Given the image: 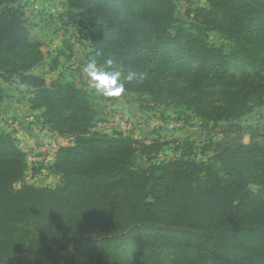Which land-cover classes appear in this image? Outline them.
I'll return each mask as SVG.
<instances>
[{
    "label": "trees",
    "instance_id": "16d2710c",
    "mask_svg": "<svg viewBox=\"0 0 264 264\" xmlns=\"http://www.w3.org/2000/svg\"><path fill=\"white\" fill-rule=\"evenodd\" d=\"M16 1L0 0V104L2 84L18 81L42 127L74 143L47 167L59 186L15 190L28 157L0 129V264H44L69 249L80 264H141L142 253L145 264H264V144H245L256 130L241 123L264 103V0H204L194 24L176 16V0H68L99 21L96 59L136 72L125 94L226 124L221 141L200 145L95 132L84 88L32 73L43 54ZM212 30L225 41H209ZM232 61L255 78L230 76Z\"/></svg>",
    "mask_w": 264,
    "mask_h": 264
},
{
    "label": "rangeland",
    "instance_id": "374dc122",
    "mask_svg": "<svg viewBox=\"0 0 264 264\" xmlns=\"http://www.w3.org/2000/svg\"><path fill=\"white\" fill-rule=\"evenodd\" d=\"M176 1V16L194 24L195 10L203 7L204 0ZM14 5L21 9L31 39L41 45L43 60L32 73L42 76L48 85L62 79L84 88L96 113L95 132H122L147 143L188 138L200 145L209 140L223 139L226 124L217 128L206 127L192 112L158 104L146 95L123 94L109 98L96 91L83 69L90 61H95L100 67L106 66L94 56V41L100 24L98 20L71 8L68 0H17ZM208 36L209 41L215 44L225 41L217 31L208 32ZM113 68L126 73L118 64H113ZM254 71L242 61H232L228 73L237 78H255ZM2 85L6 98L0 104V129L12 133L26 152L30 166L24 183L15 185V190H20L23 184L56 188L61 183L60 176L50 174L47 167L54 161L57 150L73 145L74 140L42 127V111L31 110L30 95L18 81ZM249 106V113L241 123L244 127H254L256 132H244L243 142L249 144L256 139L264 144V103L260 106L250 103ZM229 135L233 137L231 133ZM170 157L172 153L167 150L160 155V160ZM135 162L145 166V160L137 158ZM59 255L45 260L44 264H80L82 261L73 249L59 251ZM138 259L141 264L152 262L145 253Z\"/></svg>",
    "mask_w": 264,
    "mask_h": 264
},
{
    "label": "clouds",
    "instance_id": "9594fccd",
    "mask_svg": "<svg viewBox=\"0 0 264 264\" xmlns=\"http://www.w3.org/2000/svg\"><path fill=\"white\" fill-rule=\"evenodd\" d=\"M92 86L105 97H120L126 92L124 80L132 82L136 79L135 71L129 69L126 74L113 68V61L107 60L105 67L90 61L83 69Z\"/></svg>",
    "mask_w": 264,
    "mask_h": 264
}]
</instances>
